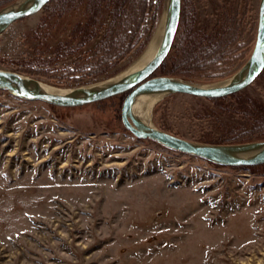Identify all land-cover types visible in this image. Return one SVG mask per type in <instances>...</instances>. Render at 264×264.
<instances>
[{"label":"rangeland","instance_id":"obj_1","mask_svg":"<svg viewBox=\"0 0 264 264\" xmlns=\"http://www.w3.org/2000/svg\"><path fill=\"white\" fill-rule=\"evenodd\" d=\"M192 1L198 27L211 30L237 7L242 41L256 40L261 0ZM42 13L0 35V70L46 69L50 77L34 78L74 90L119 78L146 50L131 53L115 77L87 84L79 67L102 35L60 58L57 45L75 47L73 29L86 18L52 20L36 37ZM159 69L153 76H163ZM247 97L264 105V77L243 90ZM240 98L168 95L152 122L212 144L249 123L228 109ZM99 103L57 107L0 90V264H264V166H220L139 139L122 123L123 102Z\"/></svg>","mask_w":264,"mask_h":264},{"label":"trees","instance_id":"obj_2","mask_svg":"<svg viewBox=\"0 0 264 264\" xmlns=\"http://www.w3.org/2000/svg\"><path fill=\"white\" fill-rule=\"evenodd\" d=\"M16 1L18 0H0V11ZM166 2L167 0H52L43 9L42 21L34 34L39 37L38 33L45 30L47 23L52 20L58 21L71 13L82 12L86 20L79 22L72 32L77 45L72 47L70 43L62 42L55 50L58 57L65 58L102 35L92 56L81 63L84 66L79 67V72L89 80L87 84H91L115 77L127 69L128 66L123 62L131 53L135 52L137 57L143 53L160 23ZM237 10V7L231 12L224 10L219 21L209 30L206 26L198 27V12L194 2L182 0L178 32L167 60L159 69L160 73L195 84L219 82L234 75L248 61L255 40L253 33L247 42L242 41L244 28L238 20ZM148 21L151 27L146 37H143L142 29ZM52 72L27 67L20 71L31 77L47 78ZM260 77H264V70L258 78ZM242 92L211 100L219 103L228 101L230 97L239 99ZM126 95L107 101L121 104ZM239 102L238 105H230L228 109L243 114L249 119V123L233 128L228 136L210 143L238 145L264 141V105L251 97L240 98Z\"/></svg>","mask_w":264,"mask_h":264},{"label":"water","instance_id":"obj_3","mask_svg":"<svg viewBox=\"0 0 264 264\" xmlns=\"http://www.w3.org/2000/svg\"><path fill=\"white\" fill-rule=\"evenodd\" d=\"M52 0H19L0 11V35L12 24L43 11ZM182 0H167L162 15L161 50L149 61L130 67L114 82L89 89L67 90L34 77L0 70V90L27 101H42L57 107L73 108L95 104L126 94L121 119L124 127L139 139L158 142L166 148L193 155L220 166L264 165V141L238 145H214L192 141L159 129L138 128L131 111L138 100L148 94H187L202 98H222L241 92L252 85L264 70V0H261L255 45L245 65L231 78L216 86H204L170 76H153L168 58L178 32ZM124 72V73H125ZM123 73V74H124ZM110 83V84H109ZM255 154V156H253Z\"/></svg>","mask_w":264,"mask_h":264},{"label":"bare ground","instance_id":"obj_4","mask_svg":"<svg viewBox=\"0 0 264 264\" xmlns=\"http://www.w3.org/2000/svg\"><path fill=\"white\" fill-rule=\"evenodd\" d=\"M162 30H163V26L161 24V26L157 28L156 32H154L153 37L148 47L146 48L144 53L140 56L138 61L135 63V66L141 65L145 63L146 61L151 60L159 53V51L161 50ZM125 74L126 72L122 74L120 77H122ZM114 81L115 80H111L110 83ZM104 84H107V83H104ZM101 85L103 84H94V85L85 87L84 89H89V88L92 89V88L99 87ZM204 86L214 87L216 85L211 84V85H204ZM163 97L165 96L151 93V94H148L142 97L140 100L137 101V103L135 104V106L133 107L131 111V119L138 128L142 130L155 128L152 122L153 109L156 106V104L160 100L163 99ZM261 152L264 154V150L258 152V154ZM253 156H255V154H253Z\"/></svg>","mask_w":264,"mask_h":264}]
</instances>
